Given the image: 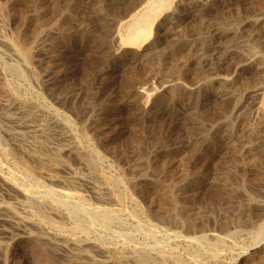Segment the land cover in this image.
Segmentation results:
<instances>
[{"label": "rangeland", "instance_id": "rangeland-1", "mask_svg": "<svg viewBox=\"0 0 264 264\" xmlns=\"http://www.w3.org/2000/svg\"><path fill=\"white\" fill-rule=\"evenodd\" d=\"M51 1L0 0L18 54L0 40V264H34L36 236L85 251L77 264H264V0H174L164 57L141 64L115 48L138 0ZM176 54L173 80L194 97L163 85ZM141 86L156 90L145 108Z\"/></svg>", "mask_w": 264, "mask_h": 264}, {"label": "bare ground", "instance_id": "bare-ground-1", "mask_svg": "<svg viewBox=\"0 0 264 264\" xmlns=\"http://www.w3.org/2000/svg\"><path fill=\"white\" fill-rule=\"evenodd\" d=\"M26 3L27 1L29 2V4L31 5H34L36 7L37 3H38V8H39V3L38 0H25ZM53 1V0H52ZM51 1V2H52ZM173 2H175L174 0H138L137 2V5L136 7H134L133 9H131L130 12H128L124 18L121 20H119V22L117 23L118 25V33L116 34V44H115V48L119 49V48H128V49H133L135 52V58L137 59L138 58V62L137 63H143V62H147L150 59H153L155 57L157 58H162L164 57V54L166 53L165 51L161 50L158 48L157 49V44L160 42L161 43V40L163 39V37L169 33L170 31V25L171 23H169V14L168 12L171 10L172 6H173ZM27 5V4H26ZM33 6V7H34ZM42 6V5H41ZM47 6V5H46ZM52 6V5H51ZM135 6V5H134ZM31 7V6H30ZM49 7V6H48ZM120 7V6H119ZM128 7V6H127ZM52 8V7H51ZM97 8V7H96ZM4 9V8H3ZM37 9V8H35ZM40 9V8H39ZM94 9V8H93ZM108 9V8H106ZM174 9V8H173ZM44 10V9H43ZM102 10V9H101ZM32 11V9H31ZM37 11V10H35ZM58 11V10H56ZM100 11V10H98ZM123 11V10H122ZM52 12V11H51ZM112 12V11H111ZM171 12V11H170ZM125 13V12H124ZM118 14V13H117ZM116 14V15H117ZM122 15V14H121ZM42 16V15H41ZM111 16V15H110ZM118 16V15H117ZM39 17V16H38ZM63 17V16H62ZM67 17V16H65ZM69 17V16H68ZM67 17V18H68ZM40 18V17H39ZM42 18V17H41ZM178 18V17H177ZM65 19V18H64ZM171 19V18H170ZM204 19V18H203ZM66 20V19H65ZM69 21V20H68ZM194 21V20H193ZM171 22V21H170ZM201 22V21H200ZM36 23V22H35ZM61 23H64L63 21ZM67 23V21H66ZM87 23V22H86ZM101 23V22H100ZM116 23V22H115ZM25 24V23H24ZM60 24V23H59ZM65 24V23H64ZM84 25V24H83ZM170 25V26H169ZM214 25V24H213ZM40 26V25H39ZM61 26V25H60ZM65 26V25H64ZM63 26V27H64ZM96 26V25H95ZM116 26V25H115ZM193 26V25H192ZM208 26V25H207ZM210 26V25H209ZM208 26V27H209ZM94 27V26H93ZM101 27V26H100ZM111 27V26H110ZM190 27V26H189ZM199 27V26H198ZM217 27V26H216ZM106 28V27H105ZM191 28V27H190ZM212 28V27H211ZM173 29V28H172ZM192 29V28H191ZM206 29V28H205ZM222 29V28H221ZM196 30V29H195ZM36 31V30H35ZM43 31V30H42ZM42 31L40 30L39 33L36 34L35 36V41L34 43L38 40L39 36L41 35ZM108 31V30H107ZM172 31V30H171ZM176 31V30H175ZM174 31V32H175ZM191 31H194V30H191ZM198 31V30H197ZM117 32V31H116ZM214 33V32H213ZM32 34V33H31ZM169 35V34H167ZM61 36H63V34H61ZM25 37V36H24ZM34 37V36H33ZM63 37H66V36H63ZM104 37V36H103ZM166 37V36H165ZM107 38V37H106ZM27 39V38H26ZM1 42L3 43L4 46L9 47V50L10 52L12 53L11 55L15 56V57H18L17 55V51H16V48H13L11 43L8 42V40L4 39V38H0ZM93 40V39H91ZM32 41V40H30ZM28 41V43L30 42ZM97 42H100L98 40H96ZM21 42V41H20ZM57 42V41H56ZM55 42V44L58 46V48H56V54L54 55L55 59H58L57 57L59 56V53L57 52L59 50V48H61L62 44L64 43V41L62 42V40L60 39L57 43ZM91 42V41H90ZM89 42V43H90ZM93 42V41H92ZM95 42V43H97ZM103 42V41H102ZM105 42V41H104ZM16 43V42H15ZM106 43V42H105ZM31 44V43H30ZM29 44V46H31ZM99 44V43H97ZM107 44V43H106ZM64 45V44H63ZM94 45V44H92ZM26 46V44H25ZM29 46L25 47L24 49H22V53H20V57H21V61L22 63L25 64V62H27L30 57H31V49L29 48ZM56 46V47H57ZM99 46V45H98ZM146 46V48L143 50V48ZM192 46V45H191ZM96 47V46H95ZM101 47V46H100ZM114 47V46H113ZM112 47V48H113ZM181 47V46H180ZM212 47V46H211ZM33 48V47H32ZM98 48V47H97ZM191 48V47H190ZM55 50V48H53ZM188 49V48H187ZM226 49V48H225ZM123 50V49H122ZM120 50V51H122ZM140 50V51H139ZM177 50V49H176ZM212 50V49H211ZM182 51V49H181ZM194 51V50H193ZM209 51L210 49L208 50L207 48L206 49H203L202 52L198 53L197 51V54L196 52L192 55V58L198 63L199 61H201L202 59H207L209 57ZM214 51V49H213ZM60 52V51H59ZM117 52V51H115ZM130 52V50H129ZM141 52V53H140ZM175 52V51H174ZM128 53V52H127ZM139 53V54H137ZM173 53L169 51L168 53V56H170L171 54ZM183 53V52H182ZM189 53V52H188ZM212 53V52H211ZM210 53V55H211ZM105 54V53H104ZM170 54V55H169ZM220 54V53H219ZM224 54L225 52L224 51H221V55H219L217 58L218 59H222L224 57ZM191 56V53L189 54ZM208 55V56H207ZM213 55V53H212ZM96 56V55H95ZM167 56V55H166ZM172 57L174 55H171ZM207 56V58H206ZM134 57V56H133ZM176 57H177V54H176ZM186 56H183V54H181V56H179V58H173L174 61L170 64V65H167L166 68H164V72L162 74V77H165V78H170L167 82L165 81V83L163 85H165V87L168 88L169 92L171 93V96L173 98H178V97H181V96H185V95H189V96H196L194 95V90H190V91H185L181 88V86L178 84V82L176 83L175 80L178 79V75H179V72L181 70L182 72V69L185 68V65H186V61L185 58ZM123 58V57H122ZM121 58V59H122ZM211 58V56H210ZM208 58V59H210ZM172 59V60H173ZM189 59V58H188ZM49 60V59H48ZM216 60V59H215ZM223 60V59H222ZM151 61V60H150ZM166 61V60H165ZM192 61V60H191ZM204 61V60H203ZM207 61V60H206ZM210 61V60H209ZM225 62V60L223 61V63ZM134 63V62H133ZM207 63V62H206ZM210 64L212 63L209 62ZM50 64V63H49ZM208 64V63H207ZM160 65V64H159ZM195 65V64H194ZM209 65V64H208ZM213 65V64H212ZM51 66V65H50ZM57 66V65H56ZM132 66V65H131ZM136 66V65H135ZM199 66V64H198ZM139 67V66H138ZM137 67V68H138ZM146 67V66H145ZM49 68V67H48ZM209 68V67H208ZM238 68V67H237ZM144 69V67H143ZM141 69V72L142 70ZM150 69V67H149ZM152 69V68H151ZM221 69V68H220ZM219 69V70H220ZM6 70L9 71L10 73H13V74H18L19 75V70L17 67L13 66V64L11 66H7L6 65ZM200 70V69H199ZM140 71V69H139ZM179 71V72H178ZM196 71V70H195ZM198 71V70H197ZM209 71V70H207ZM180 72V74H181ZM204 72V71H203ZM213 72V71H212ZM217 72V71H216ZM210 73V72H209ZM142 74V73H141ZM158 74V73H157ZM186 75V74H185ZM195 75V74H194ZM202 75V74H201ZM15 76V75H14ZM204 76V75H203ZM143 78V77H142ZM261 78V77H260ZM136 79V78H135ZM175 79V80H173ZM199 79V78H198ZM236 79V78H235ZM136 81V80H135ZM173 81V83H172ZM223 81V80H222ZM138 82V81H137ZM136 82V84H137ZM195 82H197L195 80ZM227 82V81H226ZM132 84V83H131ZM144 84V83H143ZM258 84V82H257ZM162 85V87H163ZM183 86V85H182ZM231 86V85H230ZM2 88V87H1ZM156 88V87H155ZM192 88V87H191ZM233 88V86H232ZM236 88V87H235ZM234 88V89H235ZM155 89L154 87L153 88H142V86L140 87V90H137L136 93H135V96L136 97H139L140 98V103L141 105L145 108L146 106H148L151 102V98L155 95ZM197 91V90H196ZM168 92V93H169ZM127 93V92H126ZM131 94V93H130ZM125 95V94H124ZM135 98V97H134ZM155 98V97H154ZM158 98V97H156ZM197 98V97H196ZM188 99V98H187ZM190 100V99H189ZM170 101V100H169ZM197 100H195L196 102ZM138 104V103H137ZM168 105V104H167ZM197 106V105H196ZM190 107L191 109L193 110V107L195 108V104L194 102L190 103ZM195 112V111H194ZM189 113V112H188ZM190 116V115H189ZM193 116V115H192ZM191 119V118H190ZM103 130V129H102ZM135 131V130H134ZM223 131V130H222ZM228 131V130H227ZM10 134V133H9ZM19 134V133H18ZM191 134V133H190ZM193 134V133H192ZM17 135V134H16ZM20 135V134H19ZM18 135V136H19ZM225 135V134H224ZM15 136V135H14ZM16 137V136H15ZM13 138V137H12ZM224 138V137H223ZM88 139V138H87ZM138 139V138H136ZM175 147L173 148V151H180V146H179V143L178 145L177 144H174ZM133 146V145H132ZM131 147V146H130ZM134 147V146H133ZM193 147V146H192ZM137 149V147H136ZM140 149V148H139ZM192 149V148H191ZM194 149V148H193ZM117 150V149H116ZM115 150V151H116ZM135 150V149H134ZM137 152V151H136ZM116 153V152H115ZM140 153V150L139 152ZM195 154V153H193ZM192 157V156H191ZM183 158V157H182ZM189 158V157H187ZM152 159V158H151ZM154 159V158H153ZM152 159V161H153ZM175 159V158H174ZM179 159V158H178ZM155 160V159H154ZM189 160V159H188ZM42 161V160H41ZM94 161V160H93ZM149 161V160H148ZM186 161V160H185ZM38 162V161H37ZM40 162V160H39ZM157 162V161H156ZM155 162V163H156ZM181 162V160H180ZM88 163V162H87ZM92 163V162H91ZM150 162H148L149 164ZM183 163V162H182ZM181 163V164H182ZM39 164V163H38ZM37 164V166H38ZM42 164V163H41ZM93 164V163H92ZM91 164V165H92ZM147 164V163H146ZM163 164V163H162ZM161 164V165H162ZM43 165V164H42ZM91 165H89L91 167ZM170 165V164H169ZM93 166V165H92ZM150 166V165H149ZM154 166V165H153ZM185 166V165H184ZM89 167V168H90ZM157 167V166H156ZM155 167V168H156ZM95 168V167H93ZM91 169V168H90ZM162 169V168H161ZM40 170V169H39ZM94 170V169H93ZM156 171V170H155ZM168 171V170H167ZM45 172V171H44ZM43 173V172H42ZM41 173V174H42ZM181 173V172H180ZM42 175H45V174H42ZM52 177V176H51ZM54 177V176H53ZM58 177V176H57ZM99 178V177H98ZM174 178V177H173ZM60 179V178H59ZM58 178L57 179H53V182L57 183V184H60V185H69V186H72L75 183L76 180L72 181V180H67V181H61L59 180ZM65 179V178H64ZM52 180V179H51ZM79 181L81 182H77V183H85V180H80L79 178ZM83 181V182H82ZM87 182V181H86ZM117 182V181H116ZM110 183H111V180H110ZM72 184V185H71ZM88 184V183H87ZM113 184V183H112ZM117 184V183H116ZM50 194L52 192H49ZM97 194V192H96ZM99 194V193H98ZM120 196V195H119ZM118 196V197H119ZM121 198V197H120ZM3 214V213H2ZM1 214V206H0V235H6L7 236V230L4 229V225L6 223H11L10 221H8V219ZM98 214H101V213H98ZM99 216V215H98ZM101 216V215H100ZM10 218H13V217H10ZM9 218V219H10ZM17 219V217H15ZM14 218V219H15ZM23 221V220H22ZM23 223V222H22ZM21 222H16V223H13L12 221V225H14L13 227H15L17 229L18 232H21V234H23V230H21V226L23 225ZM11 226V224H10ZM12 228V226H11ZM25 228V227H24ZM14 229V228H13ZM16 229H14L16 231ZM25 230V229H24ZM18 232L17 235H18ZM25 232V231H24ZM38 233V232H37ZM28 234V233H27ZM11 235V234H10ZM21 236V235H20ZM33 236V235H32ZM43 236V235H42ZM23 238V237H22ZM42 237L40 236L39 237H31L29 238L28 241H30V248L31 250L33 251L32 253H34V264H77L79 261L81 260H84L85 258L86 259H89L90 257L87 256L83 251L82 249H79L78 248H74L73 251H69L66 250V247L65 249L64 248H60L59 246L60 245H56V246H49L48 243V239L47 242L46 240L44 241L43 239H41ZM47 243V244H46ZM52 243V242H51ZM63 244V243H62ZM52 245H55V244H52ZM57 246L59 248H57ZM4 248L2 249V255L6 257V254L8 253V247L6 245L3 246ZM11 249V247H10ZM9 249V250H10ZM72 249V248H71ZM58 250L61 251L63 253V255H60L58 253ZM84 250V249H83ZM1 251V250H0ZM60 252V253H61ZM60 256V257H59ZM143 256V255H142ZM145 256V255H144ZM140 257V256H138ZM148 258V256H147ZM147 258L145 257H142L140 258V260H137L139 261L138 264H149ZM3 259V257H2ZM1 259V260H2ZM92 260V259H91ZM6 261V259H5ZM136 261V262H137ZM2 262V261H1ZM93 262V261H91ZM80 263V262H79ZM82 264V263H81ZM156 264V263H155Z\"/></svg>", "mask_w": 264, "mask_h": 264}]
</instances>
